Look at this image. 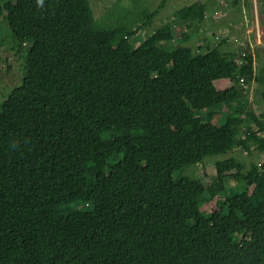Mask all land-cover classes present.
I'll list each match as a JSON object with an SVG mask.
<instances>
[{
	"label": "trees",
	"instance_id": "trees-1",
	"mask_svg": "<svg viewBox=\"0 0 264 264\" xmlns=\"http://www.w3.org/2000/svg\"><path fill=\"white\" fill-rule=\"evenodd\" d=\"M163 5L96 19L90 0L0 3L19 55L28 47L0 103V264H264V163L217 160L206 193L178 184L237 146L264 152V66L233 63L225 39L174 44L173 24L188 42L205 22L202 1L137 45Z\"/></svg>",
	"mask_w": 264,
	"mask_h": 264
},
{
	"label": "rangeland",
	"instance_id": "rangeland-1",
	"mask_svg": "<svg viewBox=\"0 0 264 264\" xmlns=\"http://www.w3.org/2000/svg\"><path fill=\"white\" fill-rule=\"evenodd\" d=\"M4 1L0 0V3ZM196 1H202L206 5L205 22L191 30L194 36L188 42L183 41L181 38L182 34L188 31L185 23L173 24L176 37L174 44L180 42L182 43L180 47L182 51L191 49L195 53L201 44L205 45L203 41L206 38L209 39L212 46L218 45L222 39H225L224 48L226 52L235 53L233 63L238 64L240 67L239 59L246 53L254 59L253 67L250 71H252V74H256L259 68L264 66V0H90L96 19L102 16L105 17L108 11H111V8L114 7V4H116L115 10L110 13L121 18L125 13L132 11L135 14L138 10L142 11L144 9L153 12L164 2L154 24L145 26L137 35V45L144 41V38L154 27H160L166 21L174 19L175 11L178 9L183 10L186 6ZM107 18L108 16H106ZM15 44V37L6 18L3 17L0 19V103L10 94L14 87L20 85L23 81L28 47L19 55L14 46ZM244 63L247 62L245 61ZM248 68L250 67L248 66ZM157 85V80H154L151 84L152 88H156ZM215 85L218 88H225L230 86L231 83L229 80H218ZM258 87L254 82L245 84V88L249 91L246 98L249 108L257 111L260 115L259 109L263 101L260 95L256 94L255 90ZM221 114L223 115L225 112L210 114L209 119L216 122L221 117ZM229 156L243 160L248 168L251 166L252 161L264 163V152H259L255 148V144H252V151L249 152H246L243 147L237 146L228 154L212 156L199 165L186 168L183 171L182 180L178 184L181 187L190 184L197 193H206L207 185L214 178L216 161ZM221 199V197L215 198L209 204L207 203V205L203 206L204 209L209 211L214 207L220 206L222 204ZM214 231V228L205 227L191 232V235L212 233Z\"/></svg>",
	"mask_w": 264,
	"mask_h": 264
},
{
	"label": "crops",
	"instance_id": "crops-1",
	"mask_svg": "<svg viewBox=\"0 0 264 264\" xmlns=\"http://www.w3.org/2000/svg\"><path fill=\"white\" fill-rule=\"evenodd\" d=\"M251 42V41H250Z\"/></svg>",
	"mask_w": 264,
	"mask_h": 264
}]
</instances>
